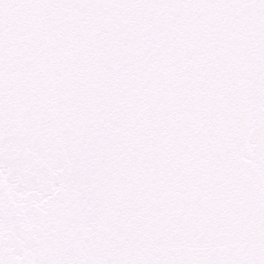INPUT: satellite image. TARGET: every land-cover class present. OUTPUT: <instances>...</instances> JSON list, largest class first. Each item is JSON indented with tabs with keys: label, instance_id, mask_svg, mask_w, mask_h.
<instances>
[{
	"label": "snow or ice",
	"instance_id": "snow-or-ice-1",
	"mask_svg": "<svg viewBox=\"0 0 264 264\" xmlns=\"http://www.w3.org/2000/svg\"><path fill=\"white\" fill-rule=\"evenodd\" d=\"M0 264H264V0H0Z\"/></svg>",
	"mask_w": 264,
	"mask_h": 264
}]
</instances>
